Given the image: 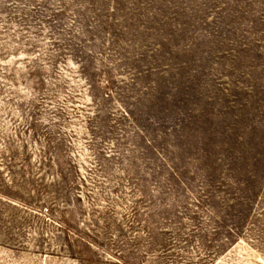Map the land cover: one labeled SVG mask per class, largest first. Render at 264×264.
<instances>
[{
	"label": "rangeland",
	"instance_id": "374dc122",
	"mask_svg": "<svg viewBox=\"0 0 264 264\" xmlns=\"http://www.w3.org/2000/svg\"><path fill=\"white\" fill-rule=\"evenodd\" d=\"M0 264H264V0H0Z\"/></svg>",
	"mask_w": 264,
	"mask_h": 264
}]
</instances>
